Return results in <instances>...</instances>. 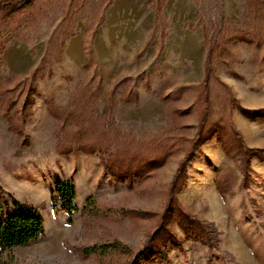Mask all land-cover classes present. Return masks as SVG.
<instances>
[{
    "label": "rangeland",
    "instance_id": "1",
    "mask_svg": "<svg viewBox=\"0 0 264 264\" xmlns=\"http://www.w3.org/2000/svg\"><path fill=\"white\" fill-rule=\"evenodd\" d=\"M73 2L34 0L0 16V99L12 91L7 96L19 109L33 112L23 123L29 146L23 148L0 102V187L39 212L44 237L59 250L51 257L42 248L23 247L5 256L17 264H99L63 243L91 247L114 240L140 251L155 218L121 219L120 212H164L197 130L196 98L215 48L211 139L195 153L178 194L213 242L193 240L172 223L175 237L163 259L151 256L145 264H264V162L252 160L245 182L234 139L238 131L247 147L264 149V0H85L72 15ZM78 138L112 153L173 154L141 183L133 176L117 183L99 155L75 154ZM57 176L76 183L79 212L73 218L53 210ZM89 197L99 210L86 218Z\"/></svg>",
    "mask_w": 264,
    "mask_h": 264
},
{
    "label": "trees",
    "instance_id": "2",
    "mask_svg": "<svg viewBox=\"0 0 264 264\" xmlns=\"http://www.w3.org/2000/svg\"><path fill=\"white\" fill-rule=\"evenodd\" d=\"M34 0H0V16L7 15L18 8L24 6H32ZM85 0H74V10L72 15L78 12V9L84 4ZM210 47V46H209ZM214 49L210 48L205 64V78L198 89L196 98L197 112L199 115L198 126L189 146L185 151L184 158L180 161L179 167L173 177L169 187L168 199L166 201L163 213H143V212H120L122 219H135L136 215L144 218H155V231L148 236V242L144 247L135 252L131 247L123 244L118 240L104 241L91 247H69L64 242L65 249H69L81 259L87 260L92 257L98 259L99 264H111L113 259L126 258L124 264H145L148 259L159 257L163 259L162 250L167 244L174 240L175 234L171 229V224L175 223L183 232L187 233L191 239H201L203 242L211 245L213 240L208 227L204 222L194 215L188 214L179 202L178 194L185 187L188 178V165L193 160L194 155L201 147L211 139L210 129L212 124V108H211V82L215 77L216 68L213 66ZM38 69L32 74L36 76ZM5 85L1 84L0 89ZM6 92V93H5ZM1 94V113L10 130L20 139L21 146L27 148L28 143L24 140L23 123L25 119L32 116V110L27 107L21 110L18 103L7 94L12 91H5ZM164 104L168 103L169 96L161 98ZM127 101V100H126ZM134 102H138L135 98ZM52 107V106H50ZM185 113V112H182ZM69 117V115H67ZM65 121H68V118ZM59 117V116H57ZM56 118V117H55ZM57 119V118H56ZM58 120V119H57ZM81 125V121L76 123ZM76 145V153L82 149L85 155L100 156L104 162L106 171L117 183H125L135 177V183H141L145 178L152 176L155 171L166 165L171 158L173 151L169 149L158 150L152 152H137L129 149L116 150L114 153L108 148L100 149L93 143L90 138H78ZM234 139L239 155L243 161L244 181L250 180L251 162L254 158H258L264 162V149H250L245 144L243 136L238 131H234ZM89 140V141H88ZM61 146V145H60ZM59 146V148H60ZM169 147V146H168ZM58 148V150H59ZM73 148L69 151L72 154ZM103 153L110 154L108 159ZM4 190L0 187V264H17L13 257H6V253L16 248L26 247L31 243L44 238L45 236V220L39 212L29 204L18 201L12 196L6 197ZM223 197L224 194L220 193ZM77 186L73 179H63L56 177L54 191L52 193L53 210L62 212L73 218L78 212L77 205ZM99 203L93 197H89L83 210L84 217H96L98 215ZM154 252V253H153Z\"/></svg>",
    "mask_w": 264,
    "mask_h": 264
},
{
    "label": "crops",
    "instance_id": "3",
    "mask_svg": "<svg viewBox=\"0 0 264 264\" xmlns=\"http://www.w3.org/2000/svg\"><path fill=\"white\" fill-rule=\"evenodd\" d=\"M36 247L44 249V251L47 253V255H49L51 257L53 255H55L54 257H57V254H59L57 243L53 242L50 239H47L45 237L31 243L30 245L26 246L25 248L35 249ZM21 248H23V247H21Z\"/></svg>",
    "mask_w": 264,
    "mask_h": 264
}]
</instances>
